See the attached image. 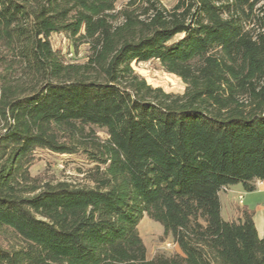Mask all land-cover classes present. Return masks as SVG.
<instances>
[{"label":"trees","instance_id":"16d2710c","mask_svg":"<svg viewBox=\"0 0 264 264\" xmlns=\"http://www.w3.org/2000/svg\"><path fill=\"white\" fill-rule=\"evenodd\" d=\"M41 149L85 155L93 184L32 175ZM263 179L264 0H0V264H264L255 210L221 200ZM144 215L179 251L148 258Z\"/></svg>","mask_w":264,"mask_h":264},{"label":"rangeland","instance_id":"374dc122","mask_svg":"<svg viewBox=\"0 0 264 264\" xmlns=\"http://www.w3.org/2000/svg\"><path fill=\"white\" fill-rule=\"evenodd\" d=\"M128 2L129 0H116L117 10ZM161 2L169 8L176 0H161ZM51 39L53 46L60 49L69 61H85L90 53L88 43H80L75 47L62 33L53 34ZM133 66L148 83L155 87H162L165 91L176 94L183 93L186 89L185 81L177 74L167 71L158 60L133 62ZM98 134L101 138L107 137L104 131H99ZM94 166V163L90 162L82 153L57 154L41 149L36 152V160L30 170L32 175L41 176L43 179L53 182L68 180L75 184L92 185ZM229 189L230 187L222 190L221 194L228 192ZM231 205L234 207V204ZM138 228L146 244L149 259L159 252L171 255L179 251L173 237L164 233L163 225L148 215L143 216Z\"/></svg>","mask_w":264,"mask_h":264},{"label":"crops","instance_id":"0c3cea01","mask_svg":"<svg viewBox=\"0 0 264 264\" xmlns=\"http://www.w3.org/2000/svg\"><path fill=\"white\" fill-rule=\"evenodd\" d=\"M222 213L225 219L237 217L238 205H247L255 210V222L260 236L264 235V179L258 181L254 191H246L242 184H236L221 194ZM234 204V207L231 205Z\"/></svg>","mask_w":264,"mask_h":264}]
</instances>
